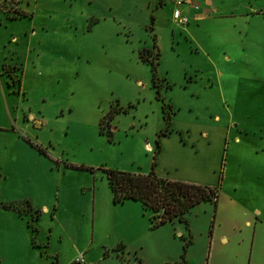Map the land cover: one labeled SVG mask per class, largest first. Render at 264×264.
Returning a JSON list of instances; mask_svg holds the SVG:
<instances>
[{"label": "rangeland", "instance_id": "obj_1", "mask_svg": "<svg viewBox=\"0 0 264 264\" xmlns=\"http://www.w3.org/2000/svg\"><path fill=\"white\" fill-rule=\"evenodd\" d=\"M247 1L253 20L249 37L256 45L252 48L255 50L249 55L243 51L231 54L229 62L219 63L223 75L218 86L222 87L214 84L209 89L211 81L207 79L216 71L207 63L209 45L194 43L184 33L173 37L165 24L171 12L168 5L159 9L156 0H41L35 16L37 22H43L44 29L41 30V24L35 26L39 33L32 39L30 48L29 37L18 29L26 26L32 33L34 27L28 24V18L10 26L15 31L11 36L14 38L4 42L9 52L14 50L20 57L16 62L12 60L15 67L5 73L10 78L9 89L13 95L9 109L12 120L19 124L25 120L32 122L33 115L40 120L39 126L32 128L31 136L17 131L31 150L21 165L19 157L12 163L13 167L21 166L27 172H23L25 178L17 190L35 194L39 185L52 188L57 180V165L52 158L62 160V166L84 167L81 171L66 169L67 176H88L90 169H99L96 171L98 186L101 183L106 186L100 169L130 174L148 169L152 155L144 144L150 139L147 136L152 138L160 117L159 104L151 88L150 68L139 57V52L153 43L149 15L154 19L155 42L160 51L157 72L172 85L165 97L173 99V129L190 127L195 133L201 129L204 113L218 114L221 119L218 127H230L227 135L224 134V143L217 142V146L209 148L214 174H188L179 169L177 175L196 181L187 183L204 187L216 181L221 188L227 163L225 185L235 174L244 176L246 172L239 167L235 169L236 165L264 158L262 152L256 153L264 135L261 131L264 126V0ZM101 11L106 12L101 14ZM8 14L18 18L22 12L11 7ZM4 23L5 18L0 14V31L7 35ZM203 26L196 30L203 31ZM11 58L8 57L9 62ZM253 64L257 69H253ZM250 77L253 79L247 82L246 78ZM204 83L209 90L198 101L195 97L186 99L185 93L190 94L191 86L194 93L202 94L200 84ZM233 85L239 92L236 104ZM163 89L162 83L161 93ZM219 94L224 97H218ZM243 98L247 101L242 102ZM109 118L111 128L106 121ZM101 120L103 133L99 129ZM235 136L240 138V145L232 143ZM40 149L43 154L39 153ZM197 150L199 156L206 153L200 144ZM178 160L188 163L189 157ZM205 206L209 207L207 212H204ZM214 218L216 223L214 205L200 203L188 215L190 235L178 222L160 226L153 231V241H147L149 246L146 243L145 249H137L135 253L132 250L131 258L141 264H162V258L172 255L174 245L183 253L185 241L179 233L186 239L191 236L193 255L201 258L200 246L207 240ZM49 221L44 220L45 229L51 224ZM169 233H175V241L168 237ZM47 235H50L48 230ZM61 241L64 243L65 239L62 237ZM19 253L21 250L17 248ZM0 264H24V259L3 258Z\"/></svg>", "mask_w": 264, "mask_h": 264}, {"label": "crops", "instance_id": "obj_2", "mask_svg": "<svg viewBox=\"0 0 264 264\" xmlns=\"http://www.w3.org/2000/svg\"><path fill=\"white\" fill-rule=\"evenodd\" d=\"M4 1L6 0H3L0 5V14L5 18L4 25L7 30V35H3L0 31V39L3 40V43L0 40V102L2 103L0 106V205H11L15 210H5L0 206V262L3 261V258H7L9 261L11 258H23L24 264H79L76 260L81 256L84 260L83 264H141L140 261L131 258V254L135 253L137 249H145L147 241H153V231L160 226L174 225L175 222H178L183 224L188 231L190 226L188 215L196 205L186 214V224L173 221L153 228L152 215L141 202L129 200L123 203H114L112 192L105 178V169L100 170L102 171L101 178L104 179L106 186L102 183L98 186L96 171L99 169H90L88 176H81V174L67 176L66 169L81 171L84 167L62 166L63 162L61 159L59 162L58 158H52L57 165V180L52 188L46 184L39 185L35 194L21 193L17 190L25 178L23 174L27 172L21 166L19 169L13 167L12 163L15 157H19L21 165L22 161L25 162L24 156L31 151L28 143L19 137L17 131L31 136L32 128L39 126L40 120L34 118V115L31 117L32 122L25 120L19 124L12 120L9 109H11L10 99L13 95L9 89L10 78L6 77L5 73L10 67H15L13 62L19 60L17 58L20 57L14 50L9 52L5 44L14 38L11 36L15 31L10 30L9 27L28 18L31 22L28 24L30 27H34L31 30L32 33L26 26L25 29L22 26H19L18 29L29 37L30 48L32 39L39 33L35 26L41 24L39 26L43 30L44 25L43 22H37L35 16L41 0ZM156 1L159 2V9L168 5L169 12H172L165 24L173 37L184 33L194 43L209 45V50H206L209 58L207 63L213 71L216 70L207 79L211 81L209 89H213L214 84L218 86L221 82L223 72L218 68L219 63L229 62L231 54L235 55L243 51L245 55H249L255 50L252 48H255L256 45H253L254 42L249 37V29L253 20H251L252 16L248 11L247 6L250 3L247 0ZM11 7L21 11L22 15L18 18L10 16L8 10ZM111 10L112 7L109 8V11ZM174 10H180L182 16L187 18L186 25L176 24L173 21ZM105 12L101 11V14ZM149 18L153 19L150 15ZM153 24L154 19L151 25V37L155 35ZM201 25H204V30L199 32L196 29ZM262 34L264 37V33ZM217 39H220L221 42ZM152 45L141 50L139 57L142 51L150 50ZM15 54L16 59H13ZM9 56H12L11 62L8 61ZM12 60L14 61L12 62ZM253 61L256 63L255 58ZM144 64L149 67L148 64ZM158 68L157 70H159ZM253 69H257L254 64ZM158 76L164 84L162 97L171 109L170 126L168 129L166 128L162 102L156 99V93L152 86L155 100L160 109L159 125L153 132L152 138L147 136L150 139H147L148 141L144 144L146 150L152 155L148 169L133 174L147 175L153 170L159 178L185 183L196 181L178 176L179 169L188 174H214L215 167L209 159V148L217 146V142L223 144L224 136L227 135V130L230 127H218L221 123L218 114L204 113L201 129H196L195 133L190 127L183 130L173 129V99L165 97L172 85L163 75L158 73ZM262 76L264 77V74ZM252 79V77L246 78V81L250 82ZM150 82L152 85L151 73ZM191 82L192 85L195 84L193 81ZM166 85L168 88H165ZM200 85L202 94L194 93V86H191L190 94L185 93L186 99L191 100V97H195L198 101L199 97L209 90L208 87H205V83ZM233 86L235 88L233 100L236 104L239 92L238 88ZM185 89L189 90V87H185ZM220 96L224 97L223 94L218 95V97ZM241 101L246 102L247 99L243 98ZM206 108L205 105L204 110ZM194 118L199 119L197 116ZM110 119L106 120L109 128H111ZM261 131L264 133V126ZM184 136L186 137L183 139ZM177 137H179V141ZM261 139L262 142L258 144L256 153L260 151L264 155V135L261 136ZM232 143L240 145L241 140L235 136ZM197 144H200V147L206 152L204 155L197 154ZM39 153L43 154L44 152L40 149ZM184 156L189 157L188 163L179 162L178 158ZM226 165L227 163H225L223 174L225 177L222 179L221 188L216 181L209 185L210 188L217 189L218 195L215 203L212 201L200 202L214 205V210L217 213L216 223L214 218L207 240L201 243V258L193 255V246H191L193 242L189 236L191 232L188 231L187 239L182 233H179V235L181 234L180 238L185 241L183 253L177 249V245H174L172 255L162 258V264H175L181 262L182 259L184 264H264V158L258 162L254 160L247 164L236 165L235 169L239 167L246 174L244 176L233 175L231 182L227 185L223 182L226 179ZM225 188L227 189L225 190ZM208 210L209 207L205 206L204 212ZM28 214H32L35 218L31 222L35 231L28 225ZM44 220H50L51 224L48 225V229L44 227ZM47 230L50 235H47ZM16 236L17 240H15ZM62 237L65 239L64 243L61 241ZM168 237H171L173 241L176 239L175 233H169ZM57 238H59L58 242ZM11 239L12 241H10ZM169 241L168 244H170ZM151 244L154 247V242ZM17 248L21 250V253L17 254Z\"/></svg>", "mask_w": 264, "mask_h": 264}, {"label": "trees", "instance_id": "obj_3", "mask_svg": "<svg viewBox=\"0 0 264 264\" xmlns=\"http://www.w3.org/2000/svg\"><path fill=\"white\" fill-rule=\"evenodd\" d=\"M151 22L153 19L151 18ZM152 25V23H151ZM149 31L152 32V26ZM153 45L150 50L140 53V59L150 67L152 86L156 93V99L162 102V112L166 128L170 126L171 109L162 97V80L158 76L157 68L160 51L156 45V36H152ZM165 88H168L166 85ZM104 120V119H103ZM100 122V133L104 132ZM105 178L113 195L114 203L125 201H139L143 207L151 213L152 227L156 228L164 223L180 221L187 223L185 216L190 209L203 201L215 203L217 189L189 184L180 181H170L156 176L153 170L147 175H136L115 170H104ZM5 210H15L11 205H0ZM32 214H28V225L33 228L31 222L34 220ZM184 264L183 259L179 263Z\"/></svg>", "mask_w": 264, "mask_h": 264}, {"label": "built area", "instance_id": "obj_4", "mask_svg": "<svg viewBox=\"0 0 264 264\" xmlns=\"http://www.w3.org/2000/svg\"><path fill=\"white\" fill-rule=\"evenodd\" d=\"M172 19L176 24L186 25L188 23L187 18L182 16L180 10H174V12L172 14ZM76 262L79 264H83L84 260L81 256H79L78 259L76 260Z\"/></svg>", "mask_w": 264, "mask_h": 264}]
</instances>
